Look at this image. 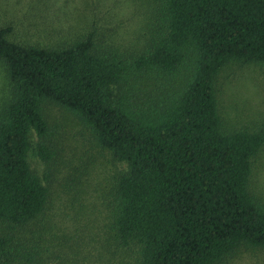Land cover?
Instances as JSON below:
<instances>
[{"label": "trees", "instance_id": "16d2710c", "mask_svg": "<svg viewBox=\"0 0 264 264\" xmlns=\"http://www.w3.org/2000/svg\"><path fill=\"white\" fill-rule=\"evenodd\" d=\"M149 2L156 28L130 57L98 49L92 33L42 46L0 27L9 89L0 98V224L23 229L47 208L29 155L55 156L50 102L122 166L114 225L123 245L138 246L135 264H218L241 247L264 248V203L250 189L264 121L227 126L217 90L227 65L264 64V0ZM12 243L0 236V264L22 263Z\"/></svg>", "mask_w": 264, "mask_h": 264}, {"label": "rangeland", "instance_id": "374dc122", "mask_svg": "<svg viewBox=\"0 0 264 264\" xmlns=\"http://www.w3.org/2000/svg\"><path fill=\"white\" fill-rule=\"evenodd\" d=\"M154 14L149 0H0V27L12 26L14 41L56 46L92 33L98 49L127 57L156 28ZM7 83L0 65V98L9 90ZM217 90L227 126L254 129L264 121V64L227 65ZM43 113L55 156L43 163L33 152L29 163L48 188L49 201L23 229L0 224V236L12 237L13 259L23 256L20 264H135L138 246L123 245L114 225L115 182L122 166L75 114L50 102ZM250 189L264 203V149L254 159ZM218 264H264V248L241 247Z\"/></svg>", "mask_w": 264, "mask_h": 264}]
</instances>
